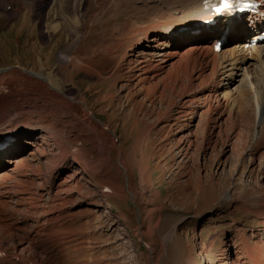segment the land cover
Segmentation results:
<instances>
[{
    "label": "rangeland",
    "instance_id": "1",
    "mask_svg": "<svg viewBox=\"0 0 264 264\" xmlns=\"http://www.w3.org/2000/svg\"><path fill=\"white\" fill-rule=\"evenodd\" d=\"M78 1V10L82 11V15L88 20L81 28L75 21L65 23L69 13H64L65 17L60 12L65 5L64 0H0V67L14 70L20 67L26 71L46 72V69L52 67V76L61 84L60 88L65 96L78 100L84 92L86 93L90 110L79 111L81 118L85 112L90 117L92 112L96 113L97 116L92 118L99 121L104 129L111 128L117 145L110 153V158L97 153L98 170L95 177L93 176L94 179L86 174L76 175L80 183L77 185L75 181H71L70 192L56 191V187L50 185V180L55 179V175L49 177L46 173H37L42 176L46 189H36L40 178H36L32 171L40 165V161L48 158L42 155L33 160L37 157L34 154L37 145L24 152L10 153L6 161L22 153L27 157L19 163V168L26 169L29 177H25L19 187L24 186V191L32 192V196L27 199L31 202L37 201V205L41 203L38 208H42L46 202L47 208H51V200L56 201L55 205L60 207L64 205L68 218L65 221L63 219V224L70 225V233L64 236L70 241V248L73 246L71 249L76 259H80V254L84 252L83 246L87 248L88 255L80 256L81 260L85 258L86 264H209L211 262L204 255L202 241L206 252L214 253V259L218 258L214 260L217 263L220 257L224 258L223 254H220V247L223 244L226 247V242L234 239L240 248L257 242L260 248L257 249L259 254L256 258L252 257L249 261L243 258L240 263L253 264L264 252V224L259 220L263 216H255L252 206L248 207L246 203L252 202L256 193H262L260 196L264 199V146H254L255 104L252 103V110L247 113L249 107L246 106L253 93L249 98L247 90H243L245 88H242L241 84L244 77L240 75L232 81L231 88L238 91L235 96L228 97L225 104L219 105L214 100L211 107L208 103L203 104V107L198 108L192 115L185 114L186 116H181L177 122H172L174 110H171L173 106L168 103L178 99L180 89L175 87L174 91H167L164 85L159 84L157 90H151L144 84L143 87L132 86V94L121 92L125 76L118 70L124 62L123 59L127 60L135 54L136 49L131 46L142 30L153 29L154 24L168 20L170 25H182L183 22L188 24L192 14H187L188 17L184 20L179 17V13L171 17V6L176 4V0H98V7L92 4V0ZM49 16L55 29L48 28ZM54 21L62 25L56 28ZM74 26H79V32L74 31ZM75 35H81L80 41L76 42ZM152 36L153 33L150 32L148 39ZM230 44L226 43L223 47ZM83 46L87 48L86 52ZM104 48L105 50H102ZM127 50L129 53L125 58ZM91 53L97 56L94 57ZM61 54V57H74L78 54L82 57V62L79 65L78 62L65 64L59 61ZM198 59L200 62L201 59ZM97 71H103L102 75L108 77V80L99 82ZM208 72L209 77L204 84L212 86V83H219L218 74L214 77L211 71ZM115 73L118 79H115ZM195 82L187 83L184 90L190 93L200 88L201 82ZM163 92L164 97L161 96ZM27 95L33 98V95ZM19 98H22V95ZM149 98L154 102H150ZM59 103L62 104L61 101ZM240 103L244 105L241 106ZM4 113L11 112L5 108ZM218 114L222 118L216 128L214 118ZM63 115L60 113L59 117ZM10 117L13 116H7L3 122ZM2 127H5L4 124H0V128ZM12 127L21 129L19 125ZM11 132L13 131L9 133ZM9 133L7 128L0 129V138L9 136ZM67 135H71V131H68ZM78 144L82 145V141L76 142L77 147H80ZM32 151L33 155H30ZM117 153L120 160L122 157L125 160V169L117 161ZM7 162L0 171L7 168ZM73 167L75 165L72 162L68 169H65L67 166L60 168L65 174L57 179L63 180L65 175L73 173ZM31 178H36L37 183H31ZM11 182L12 179L8 177L6 183ZM66 188H70L69 184H66ZM49 189L50 197L47 196ZM8 191L13 189H4V192ZM58 193L64 194V203L60 201ZM225 194L227 195L224 196ZM23 196H18V200L21 201ZM18 207L20 209L15 205L8 206V211L3 208V214L7 220L11 218L7 221L9 223L21 221L22 228L12 230V240L16 244L27 243L26 241L33 239L28 238L34 235L31 227L38 215L27 211L29 204L24 209L19 205ZM42 210L45 209L37 212L45 214ZM46 215L53 216L48 213ZM171 230L173 234L170 233L165 238ZM56 238L59 241L64 239L63 236ZM12 240L8 237L7 245L12 244ZM40 240L42 237H37V242ZM63 247L64 245L58 243L57 248L51 249L46 255L52 259L55 257L56 260V256L64 251ZM23 253L26 257L31 256L27 249Z\"/></svg>",
    "mask_w": 264,
    "mask_h": 264
},
{
    "label": "bare ground",
    "instance_id": "2",
    "mask_svg": "<svg viewBox=\"0 0 264 264\" xmlns=\"http://www.w3.org/2000/svg\"><path fill=\"white\" fill-rule=\"evenodd\" d=\"M64 1L65 3H63L65 5L63 9H61L62 11L60 10V12L64 16V13H69V16H65L67 19V22L65 23L75 21L77 22L76 24L80 25V28L81 26L86 25L85 23L88 20L84 18V16L82 15V11L78 10L80 1ZM92 1V4L98 7V0ZM239 1L240 0H232L233 7L231 8V10L218 12L216 11V9L219 7L216 6L219 4V0H176V4H174V6H171L173 7L171 11V17L179 13V17L184 20L188 17L187 14H192L189 23L186 24L185 22H183L182 25H170L167 23L169 21L168 20L164 23L154 24L152 26L153 29L148 28L142 30V32L139 34V36L131 46V48L136 49L135 54L127 60L123 59L124 62L122 61V66L118 70L120 74H123V76H125V79L122 81L123 83L121 84L122 87L120 91H127L130 92L129 94H132V86L135 87L142 85L143 87L144 84L148 85L145 86L151 88V90H157L159 88V84L164 85L163 87H165L167 91H174L175 87L180 89L181 91L179 92V97L176 96V98L178 97V99L175 101L171 100L168 103V105L173 106V109H170L174 110V114H171V120L172 122H177V120H179L181 116H184L185 114L192 115V113L197 111L198 108H202L203 104L208 103V105L210 106L215 101L219 105L224 103L228 97H232V95H234L238 91V89L234 90L233 88H231L232 81L235 80L238 76L242 75V77H244V81L242 82L241 86L242 88H245L243 90H247L249 98L253 93L252 99L248 101V106H246L249 107L247 108L248 110H246L245 108L246 112L248 113L249 110H252V105L255 104L254 133L256 134V143L254 146H259L262 148V146H264V0H254L256 6H254L253 9L249 8L248 10H243L242 8H240L241 4L239 3ZM241 1L246 2L249 0ZM98 19H100V17H98ZM55 22L56 21H54V23ZM47 25L49 26L48 28H50L49 30H51V28L55 29L50 16ZM56 25V28H59L62 23L56 22ZM78 28L79 26L76 27L74 31H78ZM150 32L153 33V36L148 39V35ZM86 33L88 32L86 31ZM74 34L72 36H74ZM75 36L76 42L80 41L81 35ZM210 39H212L213 41L211 42ZM219 39L222 40V45L231 43L230 46H222L219 50H216L215 44L217 41H219ZM105 46L107 47V45ZM96 47H94V49ZM83 48H85L84 52H86L87 48L84 46ZM102 50H105V48ZM111 51L113 52V50ZM64 53L65 52H63V54ZM128 53L129 50L126 51L125 58H127ZM49 55L51 54L49 53ZM61 56L63 55L61 54L59 57ZM107 57L109 56L107 55ZM120 57L122 58V56ZM85 58H87V56ZM110 58L112 57L110 56ZM198 58L201 59L200 62ZM59 61L65 64L68 62H73L76 64L78 62L77 65H79V63L81 64L82 62V57H80L78 54L74 57H72V55H65V57H61ZM115 62L116 61H114V64ZM53 64L52 66H55ZM57 65L58 64H56V66ZM51 68L46 69V72L45 70L26 71L25 68L20 67L17 70H14L12 68L1 69L0 67V124L1 126L3 124L5 126L0 129L7 128L8 133L10 131H13L11 132V134L9 133V136L7 135L6 137H3L4 140L0 142V168H2V166H6V162L8 161L7 168L0 171V186H2L3 182V186L0 187V264H86L85 258L81 260L80 256L85 257L88 255L87 248L83 246V254H80V259H76L77 257L75 258L76 255L73 254L74 252L71 249L73 246L70 248V241H68V239H66L67 237L64 236V234L70 233V225L66 224L65 222V224H63V219L65 221L68 218V212L67 209H65L64 205L60 207L58 205H55L56 201L51 200L49 201L52 205L51 208H47V202L44 203L42 208H38L39 205H42L41 203H38L39 205H37V201L31 202L27 199L28 197L32 196V192L24 191L26 189L23 188V185V187L21 186L23 188V191L22 188L19 187L23 183L25 177H29V173L26 172V169L21 170L19 168V163L27 158L26 155L22 153L19 156L12 157L6 161L7 155L15 151H17V153L24 152L29 148L37 145V148L34 152L37 157L33 160H37L38 157L42 155L47 156L49 159L47 158L43 162L40 161V165L34 171H32L36 178H40L38 182L39 184L37 185L36 189H46L43 185V181L41 178L42 176L40 177L39 174H37L46 173L49 175V177H51V175H55V179L50 180V185L51 187H56V191L62 190L64 192H70L72 190L71 181H75L77 185H79L80 183V180L76 175L81 174L85 176L86 174L91 179H94L95 172L98 170H96L97 153L100 152L103 156L106 155L105 157L110 158L112 156L110 153L114 151L115 146L117 145L115 140L116 136L111 134V128L106 130L99 123V121H95L94 118L97 116L96 113L92 112V116L90 117V115L85 112V114L81 118L79 111L90 110V108L88 107L86 93L84 92L82 97L78 100L72 97L65 96V94H63L61 91V84H58L59 82L57 83V78L52 76L53 73ZM207 70L211 71V75H214V77L216 74H218V77H220L219 83H212V86L204 84L209 77V72ZM96 73L100 78H98L99 82L103 80L105 81L108 78L102 75L103 71H97ZM114 75L116 76V73ZM112 78H114V76ZM115 79H118V77L116 76ZM109 81L114 83L112 80ZM190 81H199L201 82V86L205 85V87L200 86V88H198L194 92L192 91L188 93L186 90H184V88L187 86V83H190ZM100 84L102 86V83ZM99 86L97 88H99ZM108 88H110V86ZM199 89L202 90L200 91ZM144 90L142 89V91ZM27 94L33 95V98H31ZM20 95H22V98H19ZM163 95L164 92L161 94V96L164 97L165 95ZM166 96L168 97L169 95ZM104 97L107 98L106 94H104ZM149 100L152 103L154 102V100H152L151 98H149ZM59 101H61L62 104H60ZM166 101L168 102V100ZM243 105L244 104H241V106ZM5 108L6 111L13 113V115L11 113L5 114ZM60 113L64 115L62 117H59ZM218 115L216 116V118H214L216 121L214 127H216L217 123L220 121L219 119L222 118L220 114ZM7 116L13 117H10L6 122H3ZM17 125L21 126V129L12 127ZM68 131H71V135H67ZM104 137L107 139V141L106 139H103ZM1 139L2 138H0V140ZM78 140L82 141V145L80 144L81 146L78 144L80 147H77L76 145V142ZM6 143L7 145H5ZM96 143H98V145L95 146ZM30 155H33V151L30 153ZM116 159L119 164H121L125 169L126 165L123 157L120 160L118 154V157H116ZM72 162L73 165H75V167L72 168L73 173L65 175V178L63 180H58L57 177L65 174V171L60 168H65L67 166V168L65 169H68ZM8 177L12 179V182L7 184L6 179H8ZM35 179L31 178V183H37ZM66 184H69L70 188L67 189ZM8 187L12 188L13 191L4 192V189ZM48 193L49 195L47 196L50 197V189L48 190ZM58 194L60 196V201L64 203L66 199L64 194ZM113 194L115 193L113 192ZM227 194H225L224 196H226ZM22 195L24 196L21 198L22 200L19 201L18 196ZM38 195L40 196V194ZM260 195H262V193L259 195L258 193H256L254 200L252 202L246 203V205H248V207L252 206V210L253 212H255V216H263L262 219L259 220H261V222L264 224V199ZM28 204L29 207L27 211L31 213L34 212L33 214L37 213L38 217L40 216L39 218L42 219H39L37 217L35 219V222L33 223L34 225L32 224L31 231L34 230V235L33 237L31 235V238L29 237L28 239L30 240L33 238L34 240L32 239L30 242L26 241L27 243L19 242L18 244H16V242L12 240V230L21 229V221H11V223L7 222L8 220H11V218H8V220L5 218V214H3V208L5 209V211H8V206L13 207L15 205L17 208H19V205L24 209ZM55 208L58 209L56 210ZM40 209H45L42 210L45 214H39V212L37 211H39ZM47 213L53 216H48L46 215ZM58 215H60V217H58ZM43 216L45 217L43 218ZM173 230L167 233L165 238H167L168 235L173 232ZM72 231H74V229ZM40 236L42 237V240L37 242V237ZM58 236H63L64 239H61L59 241V239L56 238ZM8 237L12 240V244L7 245ZM32 241L33 243H31ZM58 243L61 246L64 245V251L59 253V256H56L55 260V257L52 259L48 257L46 253L51 251V249L55 250L58 246ZM226 243V247L224 246V244L220 247V250L222 252L220 254H223L224 258L220 257L219 261L216 263L214 260L218 258L215 257L214 259V253L206 252L207 250L205 249V244L202 241L203 249L205 250L204 255L206 256V259L210 260L211 262L209 264H240L241 261H243V258H246L244 259L245 261H249L250 259H253L252 257L256 258V255L259 254V252H257V249H259L260 246L258 247L257 242L251 243V246H241V248L239 244L237 245L235 239L231 242ZM26 249L31 254V256H25V253L23 252ZM65 251L67 254L65 253ZM54 252L55 251H53V253ZM262 253L263 254L259 256L260 258H257V260L253 262V264H264V252ZM62 258L64 259L62 260ZM190 260L193 261V259Z\"/></svg>",
    "mask_w": 264,
    "mask_h": 264
},
{
    "label": "snow or ice",
    "instance_id": "3",
    "mask_svg": "<svg viewBox=\"0 0 264 264\" xmlns=\"http://www.w3.org/2000/svg\"><path fill=\"white\" fill-rule=\"evenodd\" d=\"M232 7V0H222V7L217 8L216 11L221 12L225 10H231Z\"/></svg>",
    "mask_w": 264,
    "mask_h": 264
}]
</instances>
